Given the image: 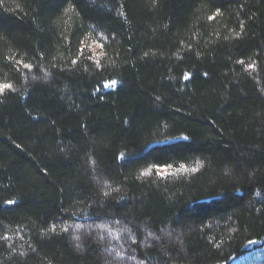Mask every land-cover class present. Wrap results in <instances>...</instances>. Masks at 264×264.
Listing matches in <instances>:
<instances>
[{"label": "trees", "instance_id": "trees-1", "mask_svg": "<svg viewBox=\"0 0 264 264\" xmlns=\"http://www.w3.org/2000/svg\"><path fill=\"white\" fill-rule=\"evenodd\" d=\"M2 84L0 264H264V0H0Z\"/></svg>", "mask_w": 264, "mask_h": 264}, {"label": "snow or ice", "instance_id": "snow-or-ice-1", "mask_svg": "<svg viewBox=\"0 0 264 264\" xmlns=\"http://www.w3.org/2000/svg\"><path fill=\"white\" fill-rule=\"evenodd\" d=\"M24 67L25 68H31V66L30 65H27V64H25L24 65ZM113 83H115V82H113ZM7 88H11V85H9V84H2V85H0V91H2L3 89H7Z\"/></svg>", "mask_w": 264, "mask_h": 264}, {"label": "rangeland", "instance_id": "rangeland-1", "mask_svg": "<svg viewBox=\"0 0 264 264\" xmlns=\"http://www.w3.org/2000/svg\"><path fill=\"white\" fill-rule=\"evenodd\" d=\"M164 172H166L165 169H160V170H159V173H164Z\"/></svg>", "mask_w": 264, "mask_h": 264}]
</instances>
